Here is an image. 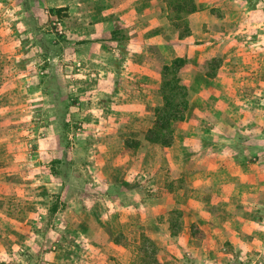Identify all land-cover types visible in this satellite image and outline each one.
<instances>
[{
	"label": "rangeland",
	"instance_id": "obj_1",
	"mask_svg": "<svg viewBox=\"0 0 264 264\" xmlns=\"http://www.w3.org/2000/svg\"><path fill=\"white\" fill-rule=\"evenodd\" d=\"M161 2L171 25L157 36L172 45L143 49L141 41L151 35L124 25L136 16L122 10L133 9L132 0H0V212L29 215L35 230L12 237L13 226L4 234L0 219V264H146V237L157 244L158 264H169L168 246L181 245L169 236L178 226L167 225L161 240L149 235L160 216L183 223L180 204L194 191L188 182L166 192L165 162L158 157L164 147L145 140L164 99L144 73L162 74L182 50L176 35L184 27L176 29ZM197 2L218 16L217 24L264 22V0ZM159 8H143V16ZM128 53L132 60L125 62ZM127 69L135 74L127 76ZM183 69L184 75L200 72L193 64ZM184 129L196 131L192 124ZM127 138L141 140L140 147L128 148ZM242 242L248 251L231 263L264 264V238ZM182 254L190 264L192 254Z\"/></svg>",
	"mask_w": 264,
	"mask_h": 264
},
{
	"label": "crops",
	"instance_id": "obj_2",
	"mask_svg": "<svg viewBox=\"0 0 264 264\" xmlns=\"http://www.w3.org/2000/svg\"><path fill=\"white\" fill-rule=\"evenodd\" d=\"M132 1L134 10L130 8L131 4L122 9L136 14L131 20L133 24H124L127 29L141 30L143 36L151 35L150 39L141 41L143 49L155 44L169 48L172 41L165 40L163 35L157 36L163 27L171 25L161 0ZM157 6L159 11L153 10L147 18L143 16V8L151 10ZM188 19L191 33L180 38L177 32L176 43L182 45V50L172 59L187 56L184 73L192 64L200 70L192 76L182 73L190 86L188 113L190 111L191 117L186 113L185 119L177 125L174 143L164 147L158 157L165 162L160 172L165 173L168 194H173L170 192L174 183L179 184L181 191L182 184L188 186L191 182L194 191L193 198L188 197L180 204L185 220L182 223V218H176L178 227L175 232L170 231L169 236L181 245L176 244L177 248L168 246L171 254L168 259L169 264H188L187 258L181 257V252L182 256L186 252L192 254L190 264H224L226 259L233 264L231 262L239 253L248 251L242 242L246 236L264 238V22L217 24L220 20L209 8L191 13ZM198 41L203 43L198 45ZM130 55L126 54L125 62L132 60ZM217 55L223 58V63L217 72L208 75V69H201V66ZM143 63L145 68L149 67L150 63ZM125 74L135 73L127 69ZM144 75L150 87L160 86L159 69L148 70ZM203 80L206 86L198 84ZM189 119L191 121L187 123ZM190 124L196 131L185 132L184 128ZM175 170H178V176L172 178ZM11 215L5 210L0 212V219L7 226L4 234L10 232V225L14 229L12 237L35 232L27 224L29 215L21 214L14 219ZM155 222L159 226L155 231H149V235L161 240V230H166L167 225L172 228L173 221L160 216ZM202 237L208 240L201 245V241L195 244ZM227 248L229 252L225 253ZM261 248L264 258V246ZM178 254L181 260L175 259Z\"/></svg>",
	"mask_w": 264,
	"mask_h": 264
},
{
	"label": "trees",
	"instance_id": "obj_3",
	"mask_svg": "<svg viewBox=\"0 0 264 264\" xmlns=\"http://www.w3.org/2000/svg\"><path fill=\"white\" fill-rule=\"evenodd\" d=\"M168 4L169 19L174 24L176 29L183 26V31L179 32L180 38L191 33L188 15L200 10L197 0H164ZM61 10H58V12ZM119 26V24H117ZM119 27L114 36L118 32H122ZM127 34H122L124 36ZM114 39H118L115 37ZM209 61H213L208 69V75H213L217 72L221 65V59L214 57L206 60L208 66ZM188 63L187 56L180 55L172 59L171 63L164 64L162 68V81L159 87V92L164 101L155 108V120L152 126L145 134V140L150 144H158L163 147H169L175 140L176 126L185 119L186 112L189 109L190 99L189 83L182 76V69ZM206 66V67H207ZM144 141V138H143ZM141 145V140L127 138L126 146L130 149H138ZM1 203V201H0ZM1 205V204H0ZM56 210L55 207L52 209ZM172 228L175 229L177 221H173ZM174 232L176 230H173ZM143 260L146 264H158L157 261V244L151 238L146 237L143 246Z\"/></svg>",
	"mask_w": 264,
	"mask_h": 264
}]
</instances>
